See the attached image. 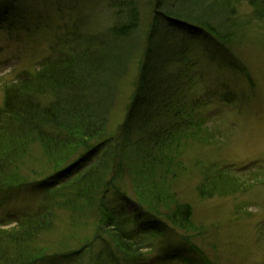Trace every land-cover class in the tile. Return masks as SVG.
Masks as SVG:
<instances>
[{
    "label": "trees",
    "instance_id": "trees-1",
    "mask_svg": "<svg viewBox=\"0 0 264 264\" xmlns=\"http://www.w3.org/2000/svg\"><path fill=\"white\" fill-rule=\"evenodd\" d=\"M237 1L151 0V23L133 95L114 136L106 135V113L134 51L141 50L134 38L140 22L138 0H108V8L115 11L114 26L88 38L73 28L62 40L65 48L70 45L68 53L54 51L34 76L20 75L6 88L0 110V208L25 188L46 198L34 212L15 217L14 229L0 230V264L55 263L57 255L27 260L21 252L30 253L28 243L51 227L52 214L59 208L73 215L92 210L98 214L102 252L114 264L202 262L195 257L196 249L186 244L149 262L141 251L151 250L154 240L163 238L170 227L184 232L191 227L189 207L161 214L165 200L156 183L176 175L182 139H202L198 112L206 100L189 96L200 81L192 53L197 49L211 61L219 59L240 69L210 49L224 50L231 43L235 24L231 4ZM247 1L251 6L258 2L255 11H264V0ZM0 3V16L6 18L13 3ZM4 22L0 20L2 26ZM42 96L48 99L43 102ZM35 144L50 170L37 176L32 172L36 178L26 185L20 172L34 163ZM125 172L150 193L147 199L144 194L137 197L133 212L124 208L132 199L119 187ZM109 193L119 201L118 207L107 198ZM11 249L17 251L15 260L9 256ZM84 249L61 253L57 263L78 259Z\"/></svg>",
    "mask_w": 264,
    "mask_h": 264
},
{
    "label": "rangeland",
    "instance_id": "rangeland-1",
    "mask_svg": "<svg viewBox=\"0 0 264 264\" xmlns=\"http://www.w3.org/2000/svg\"><path fill=\"white\" fill-rule=\"evenodd\" d=\"M8 1L13 3L12 10L6 18L2 13L0 16L6 22L3 26L0 23V110L6 88L20 75L34 76L53 53L70 51V45L65 48L62 44L68 31L74 28L77 34L88 38L116 23L115 11L108 8V0ZM138 1L140 22L134 38L141 50L134 51L129 70L116 84L112 106L106 113L107 137L119 132L127 116L144 50V36L150 28L151 0ZM231 6L235 12L231 18L235 22L234 37L226 49H210L240 69H231L218 58V63L211 61L197 49L192 53L193 60L198 61L200 81L189 96L206 100L198 112L203 119L198 131L202 139H182L176 175L164 176L163 183L159 180L156 183L161 190L159 195L165 200L161 214L178 206L189 207L191 227L184 232L168 226L166 235L155 239L151 250L141 251L147 262L167 252L182 250L186 244L196 249L195 257L202 261L200 264H264V11L262 8L259 9L262 12L255 11L260 4L251 6L247 0ZM47 99L42 96L43 102ZM31 149L36 159L30 163L32 166L23 167L20 172L26 185L32 183L35 174L50 170L45 167L39 144ZM119 185L132 199L124 207L128 212L137 209L138 196L144 194L145 199L149 198L148 187L139 186L129 172L122 175ZM45 198L44 193L22 190L0 208V230L14 229V218L34 212ZM107 198L112 205L119 206L113 193ZM97 215L93 210L73 215L69 210L56 209L51 227L28 243L30 253L24 255L26 250H23L21 255L27 260L57 255L58 260L61 253L85 247L78 259H63L59 263L56 260L52 264H114L102 252L104 235L98 233ZM16 252L9 251L12 260L18 256ZM174 264L184 263L178 260Z\"/></svg>",
    "mask_w": 264,
    "mask_h": 264
}]
</instances>
